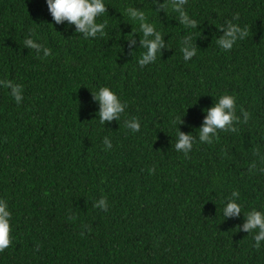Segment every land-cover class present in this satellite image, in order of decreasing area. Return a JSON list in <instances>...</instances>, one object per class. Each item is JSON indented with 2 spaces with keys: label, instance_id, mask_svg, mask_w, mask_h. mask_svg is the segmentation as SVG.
I'll return each mask as SVG.
<instances>
[{
  "label": "trees",
  "instance_id": "1",
  "mask_svg": "<svg viewBox=\"0 0 264 264\" xmlns=\"http://www.w3.org/2000/svg\"><path fill=\"white\" fill-rule=\"evenodd\" d=\"M161 2L157 12L152 0H104V34L84 38L55 24L45 0H0V81L22 86L19 104L0 86V200L11 213L0 264H264V241L255 247L239 227L264 211V0H187L197 28ZM129 8L169 46L144 67V49L126 41L143 38ZM228 23L247 35L225 51L216 40ZM185 36L196 45L189 61ZM29 37L50 55L24 46ZM102 86L127 103L104 126L91 93ZM223 94L247 122L177 152L178 118L198 136L202 109ZM232 191L242 214L223 219ZM101 198L106 211L94 206Z\"/></svg>",
  "mask_w": 264,
  "mask_h": 264
},
{
  "label": "clouds",
  "instance_id": "2",
  "mask_svg": "<svg viewBox=\"0 0 264 264\" xmlns=\"http://www.w3.org/2000/svg\"><path fill=\"white\" fill-rule=\"evenodd\" d=\"M47 10L55 24L66 22L67 25H74V32L81 34L84 38H95L98 34L103 35L106 22H97L98 18L106 13L104 0H45ZM187 0H168V6L175 12L179 13V21L187 28H197V22L190 18L183 10V6ZM155 10L164 11L165 5L161 0H152ZM127 15L130 19L139 20V29L143 34V38L137 40L133 35L126 39L129 49H136L138 46L144 51L140 54L137 63L144 67L151 64L157 58V54L161 56V49H167L169 46L162 39L163 35L158 32L151 23L145 22V13L136 8L127 9ZM136 33V32H133ZM137 34V33H136ZM247 35L246 29H241L238 25L228 23L222 28V35L218 36L216 43L219 48L228 51L238 40L245 39ZM28 49L34 50L37 56L42 53L43 57L50 55V49L44 47L41 43L33 38H26L23 42ZM181 52L184 61H189L196 55V45L193 43L191 36H185L181 41ZM0 86L9 89V94L14 101L19 104L22 100V86L13 83L11 80L0 81ZM92 93V99L97 102L99 123L104 126L106 122L117 121L125 112L127 103L122 101L116 93L109 87L102 86ZM205 113L201 125L198 128V136L192 132L185 133L179 130L178 125L184 123L181 116L176 121V136L174 149L183 153L185 156L192 151L194 143L197 139L200 143H212L216 138L218 131L235 132V125L240 122L241 118L245 122L248 120L249 114L240 109V116H237L236 99L231 94L220 95L215 103L210 107L202 109ZM125 127L131 132L140 131V122L136 118L125 120ZM105 149H111L112 144L107 136L103 139ZM212 189V188H210ZM214 190V189H213ZM209 193V190H208ZM209 195V194H208ZM239 193L232 191L230 197L226 199L222 208V216L224 218L237 217L242 214V205L238 202ZM103 210H107V201L101 198L94 205ZM243 215V223L240 230L246 233H254V246L260 247L264 241V211L250 210ZM10 217L8 205L4 200H0V251L8 248L11 244L10 239Z\"/></svg>",
  "mask_w": 264,
  "mask_h": 264
}]
</instances>
